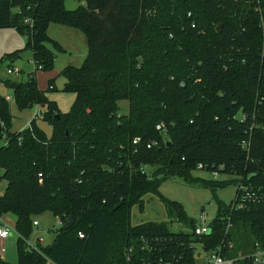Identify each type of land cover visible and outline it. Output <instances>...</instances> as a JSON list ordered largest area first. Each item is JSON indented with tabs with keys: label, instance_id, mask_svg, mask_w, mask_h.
Returning <instances> with one entry per match:
<instances>
[{
	"label": "trees",
	"instance_id": "16d2710c",
	"mask_svg": "<svg viewBox=\"0 0 264 264\" xmlns=\"http://www.w3.org/2000/svg\"><path fill=\"white\" fill-rule=\"evenodd\" d=\"M65 1L0 0V29L27 36L35 72L53 70L56 52H65L51 23L81 28L88 46L81 66L60 73L64 91L76 94L68 112L35 73L14 98L45 111L13 131L0 93V223L13 213L18 234L17 263L0 264H202L198 247L253 264L256 243L264 248V0H80L73 10ZM201 163L211 177L194 175ZM171 177L238 187L220 203L211 234L196 235L197 221L167 199L170 222L190 232L131 223L132 207L149 193L163 198L160 185ZM45 211L63 224L52 243L32 245L34 216Z\"/></svg>",
	"mask_w": 264,
	"mask_h": 264
},
{
	"label": "rangeland",
	"instance_id": "374dc122",
	"mask_svg": "<svg viewBox=\"0 0 264 264\" xmlns=\"http://www.w3.org/2000/svg\"><path fill=\"white\" fill-rule=\"evenodd\" d=\"M80 0H66L65 6L67 9H76ZM50 37L59 41L65 48V52H56L55 68L51 71H37L33 60L31 49L26 48L27 36L16 28L0 29V93L5 97L12 95L10 101L12 130H24L32 118L36 109L45 111V108L37 105L28 108H20L14 98V89L10 88L11 83L27 82L30 75L37 74V82L40 89L47 91L46 94L51 98L57 97L58 103L64 112H68L76 98L74 93L64 91L66 79L61 76V71L69 65L81 66L87 57L88 46L84 31L78 27H72L57 23H51L48 28ZM53 48V47H52ZM54 49V48H53ZM21 50L20 55L14 59L8 57L9 54ZM9 65L18 67L21 70L19 74L8 73ZM56 78V90H47L49 87L50 77ZM49 77V78H48ZM122 113L129 111V102L127 100L120 101ZM39 125L45 130L48 135L53 132L52 126L48 121L38 119ZM3 172L0 169V174ZM199 178L211 177L210 172L206 170H197L193 172ZM7 181L3 180L0 183V193L5 191ZM237 186L230 185L224 188L212 189L206 187L201 182L188 183L178 177L167 178L162 181L159 192L161 197L155 193H149L144 197L143 205H135L131 209V223L138 225L146 222H170L169 209L163 199L177 201L180 203L186 215L201 221L204 213L207 216V224L217 214V210L221 202L231 203L237 193ZM34 219L39 222V225L34 226L30 242L35 243L38 239L43 245H48L53 242L56 236V229L60 227L58 217L52 211H45L34 216ZM14 227V226H13ZM170 229L174 232H190L191 226L184 222H170ZM17 240L18 234L13 229L7 239L0 240V246L3 245L6 251L0 254L4 260L17 263ZM203 258V257H202ZM200 258V261L203 259Z\"/></svg>",
	"mask_w": 264,
	"mask_h": 264
},
{
	"label": "built area",
	"instance_id": "2783aa9c",
	"mask_svg": "<svg viewBox=\"0 0 264 264\" xmlns=\"http://www.w3.org/2000/svg\"><path fill=\"white\" fill-rule=\"evenodd\" d=\"M38 68H42L41 65L38 66ZM8 73L10 74H19L21 73V70L18 67H11L8 69ZM50 88H53V86H50ZM6 99L8 101H11L13 99V96H7ZM42 116V112L40 109H36L35 113H34V117L38 118ZM28 127L31 128V123L29 122V124L27 125ZM0 127L4 128L5 127V122L0 119ZM158 129H164L165 130V125L164 123H160L157 126ZM139 140V138H136L135 141L137 142ZM150 146V145H149ZM198 168L200 170H203L205 168L204 164H199ZM213 177H220L219 172H214L213 173ZM248 195L251 196V194ZM59 224H63V221L61 219H58ZM35 225H39L38 221L34 222ZM14 229V227L1 220L0 223V240H4L7 239L10 234L12 233V230ZM195 234L196 235H206V234H211V226L210 224H207V216L206 213H204L201 217V221H197L196 223V227L194 229ZM81 237H83V234H80ZM32 245H34L33 242H31ZM256 249L254 251L253 254H251V258L253 259V264H264V248L260 245V243H256ZM197 250L199 251V253L202 255V264H233L234 259L230 258V257H226L224 256L221 251H212V252H205L201 247H198ZM6 251V248L1 245L0 246V254L4 253Z\"/></svg>",
	"mask_w": 264,
	"mask_h": 264
},
{
	"label": "crops",
	"instance_id": "0c3cea01",
	"mask_svg": "<svg viewBox=\"0 0 264 264\" xmlns=\"http://www.w3.org/2000/svg\"><path fill=\"white\" fill-rule=\"evenodd\" d=\"M31 61H33L32 59H31ZM11 67H16V66H13V65H9V67H8V69L9 68H11ZM49 78V77H48ZM51 79H53V76H51L50 77ZM66 83V82H65ZM56 84V83H55ZM57 86V85H56ZM76 94H73V96H75ZM8 96H10V95H8ZM49 98H51V96H49ZM52 99V98H51ZM57 99V97H55V98H53L52 100H55V101H57V103H58V100H56ZM58 106H59V108L61 109V107H60V105H59V103H58ZM62 110V109H61ZM63 111V110H62ZM64 112V111H63ZM1 220L2 221H5V222H7V223H9V224H11L12 226H14L15 227V225H16V221H17V217L13 214V213H7V214H5V215H3L2 217H1Z\"/></svg>",
	"mask_w": 264,
	"mask_h": 264
},
{
	"label": "water",
	"instance_id": "95a60500",
	"mask_svg": "<svg viewBox=\"0 0 264 264\" xmlns=\"http://www.w3.org/2000/svg\"><path fill=\"white\" fill-rule=\"evenodd\" d=\"M219 31L222 30V25L219 26ZM19 83H11L10 88L12 89H16L17 87H19ZM74 223V217L70 216L69 219L65 222V224L62 226L63 229H68L70 228Z\"/></svg>",
	"mask_w": 264,
	"mask_h": 264
}]
</instances>
